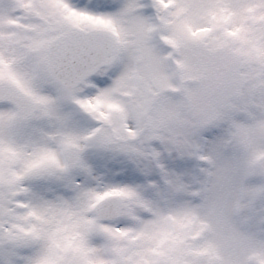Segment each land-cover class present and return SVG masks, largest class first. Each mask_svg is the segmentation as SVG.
<instances>
[{"label": "snow or ice", "instance_id": "6c2138e0", "mask_svg": "<svg viewBox=\"0 0 264 264\" xmlns=\"http://www.w3.org/2000/svg\"><path fill=\"white\" fill-rule=\"evenodd\" d=\"M0 264H264V0H0Z\"/></svg>", "mask_w": 264, "mask_h": 264}]
</instances>
